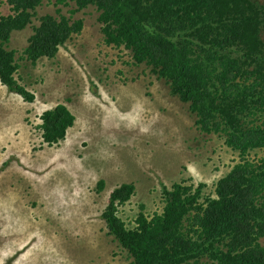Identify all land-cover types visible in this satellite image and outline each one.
<instances>
[{"label":"rangeland","instance_id":"rangeland-1","mask_svg":"<svg viewBox=\"0 0 264 264\" xmlns=\"http://www.w3.org/2000/svg\"><path fill=\"white\" fill-rule=\"evenodd\" d=\"M253 1L264 7V0ZM74 8V0H42L32 22L11 34L16 77L35 99L25 101L0 81V264H126L129 253L102 218L114 188L135 184V194L119 207L134 227L142 205L149 216L162 211V185L203 182L205 194L213 195L217 180L239 160L222 136L199 128L189 104L149 64L105 42L95 5ZM9 12L0 0V16ZM260 13L264 20V8ZM45 14L82 19L83 27L56 56L32 64L23 49ZM60 102L75 122L64 140L49 145L40 116ZM253 155L264 157V148Z\"/></svg>","mask_w":264,"mask_h":264},{"label":"trees","instance_id":"trees-1","mask_svg":"<svg viewBox=\"0 0 264 264\" xmlns=\"http://www.w3.org/2000/svg\"><path fill=\"white\" fill-rule=\"evenodd\" d=\"M12 12L0 16V81L33 102L20 83L11 34L32 22L42 0H6ZM63 2L65 0H59ZM68 2V0H67ZM79 11L95 5L104 40L132 51L163 78L172 94L189 104L199 128L218 133L238 152L213 195L206 183L162 185L161 212L143 209L128 227L119 207L135 194V184L114 188L102 213L109 233L129 253L126 264H185L208 258L213 264H264V20L253 0H74ZM39 17L24 56L32 64L56 56L59 45L81 31L82 19ZM39 127L49 145L66 138L75 115L60 102L44 110ZM104 186L100 180L99 188Z\"/></svg>","mask_w":264,"mask_h":264},{"label":"bare ground","instance_id":"bare-ground-1","mask_svg":"<svg viewBox=\"0 0 264 264\" xmlns=\"http://www.w3.org/2000/svg\"><path fill=\"white\" fill-rule=\"evenodd\" d=\"M58 219V218H57Z\"/></svg>","mask_w":264,"mask_h":264},{"label":"clouds","instance_id":"clouds-1","mask_svg":"<svg viewBox=\"0 0 264 264\" xmlns=\"http://www.w3.org/2000/svg\"><path fill=\"white\" fill-rule=\"evenodd\" d=\"M99 12V11H98Z\"/></svg>","mask_w":264,"mask_h":264}]
</instances>
